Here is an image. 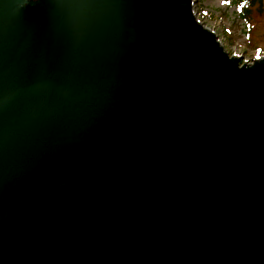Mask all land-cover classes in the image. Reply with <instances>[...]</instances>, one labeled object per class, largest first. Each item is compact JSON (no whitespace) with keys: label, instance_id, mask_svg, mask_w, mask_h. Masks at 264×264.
<instances>
[{"label":"water","instance_id":"95a60500","mask_svg":"<svg viewBox=\"0 0 264 264\" xmlns=\"http://www.w3.org/2000/svg\"><path fill=\"white\" fill-rule=\"evenodd\" d=\"M192 0H0V264H264V54Z\"/></svg>","mask_w":264,"mask_h":264},{"label":"rangeland","instance_id":"374dc122","mask_svg":"<svg viewBox=\"0 0 264 264\" xmlns=\"http://www.w3.org/2000/svg\"><path fill=\"white\" fill-rule=\"evenodd\" d=\"M260 10L253 8L246 22L240 16L242 3L236 0H194L198 21L210 29L228 55L240 63H251L264 54V0Z\"/></svg>","mask_w":264,"mask_h":264},{"label":"trees","instance_id":"16d2710c","mask_svg":"<svg viewBox=\"0 0 264 264\" xmlns=\"http://www.w3.org/2000/svg\"><path fill=\"white\" fill-rule=\"evenodd\" d=\"M237 2L242 3V9L240 16L248 22L251 14L253 13V8L257 7L260 10V6L262 4V0H236Z\"/></svg>","mask_w":264,"mask_h":264},{"label":"snow or ice","instance_id":"6c2138e0","mask_svg":"<svg viewBox=\"0 0 264 264\" xmlns=\"http://www.w3.org/2000/svg\"><path fill=\"white\" fill-rule=\"evenodd\" d=\"M224 2H227V0H224Z\"/></svg>","mask_w":264,"mask_h":264}]
</instances>
